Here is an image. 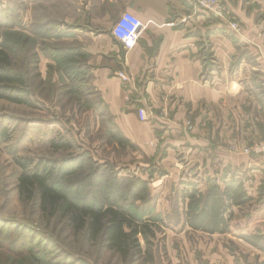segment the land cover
I'll return each mask as SVG.
<instances>
[{
	"label": "rangeland",
	"instance_id": "1",
	"mask_svg": "<svg viewBox=\"0 0 264 264\" xmlns=\"http://www.w3.org/2000/svg\"><path fill=\"white\" fill-rule=\"evenodd\" d=\"M181 1L184 10L173 8L172 21L186 27L187 36L197 37L204 80L220 66L210 40L213 34H224L233 42L232 68L242 59L257 65L250 48L264 50V6L258 0H218L220 9L202 7L198 0ZM121 13L115 0H0V44L10 52L13 67L26 74L37 104L36 108L0 99V264H264V252L242 238L264 231V181L256 184L251 179L246 165L257 155L243 151L256 140L236 141L232 176L227 179L225 171L223 182L219 181L222 186L232 178L243 182L251 201L233 208L229 232L193 230L186 222L191 199L182 193L196 188L205 192L196 186L206 175L192 170L170 177L168 166L162 164L164 150L118 144L109 133V128L116 127L95 85L94 63L84 73L73 72L74 82L65 75L63 67L80 60L67 50L82 45L79 28L89 25L93 16L114 25ZM199 14L204 19L196 27L193 18ZM247 19L263 35L258 45L245 39ZM118 66L117 76L121 71L129 75L130 81L122 83L131 98L132 78L124 63ZM258 75L251 73L250 86L264 93L262 82H256ZM258 128L263 131L264 123ZM53 139L70 142V149H54ZM71 154L83 158L85 166L62 183V191L81 204L106 208L105 188L117 190L113 196L117 207L154 232L139 235L142 252L124 258L104 240H91L85 230L76 231L56 216H46L38 199L21 198L16 155L40 160ZM136 179L146 181L148 189L131 191L137 187ZM203 197L197 196L194 202L200 203Z\"/></svg>",
	"mask_w": 264,
	"mask_h": 264
},
{
	"label": "crops",
	"instance_id": "2",
	"mask_svg": "<svg viewBox=\"0 0 264 264\" xmlns=\"http://www.w3.org/2000/svg\"><path fill=\"white\" fill-rule=\"evenodd\" d=\"M115 1L116 9L130 11L144 24L135 45L126 49L112 34L113 24H103L95 16L91 27L79 28L78 38L91 55L89 63L95 64V85L118 128L133 144L151 152L164 150L162 164L168 166L170 177L192 170L203 173L206 178L197 183L201 190L207 189V177L223 182L226 171L229 179L235 168L236 141L251 142L264 135L258 128L264 123V93L250 86L254 79L251 73H258L256 82L264 87V50L250 48L256 66L242 59L234 69L233 42L224 34H213L210 40L220 66L204 80L197 37L187 36V28L172 21V9L183 11L184 2ZM258 1L264 6V0ZM193 19L199 27L204 18L199 14ZM246 25L245 39L256 45L263 41L258 26L248 19ZM94 27L102 29L96 31ZM121 61L132 78L131 98L117 76ZM236 105L243 106L236 109ZM140 107L146 110V120L139 117ZM188 121L192 129L187 128ZM256 157L247 158L246 167L257 184L264 181V155Z\"/></svg>",
	"mask_w": 264,
	"mask_h": 264
},
{
	"label": "trees",
	"instance_id": "3",
	"mask_svg": "<svg viewBox=\"0 0 264 264\" xmlns=\"http://www.w3.org/2000/svg\"><path fill=\"white\" fill-rule=\"evenodd\" d=\"M67 50L72 56L81 60L74 61L71 67H63L65 75L74 82L75 77L72 73L86 72L88 65H91L89 63L91 55L84 49L83 44L69 47ZM0 99L37 108L35 100H32L34 98L26 74L13 67L10 52L1 44ZM114 124L116 129L109 128L110 136L122 146L135 147L120 131L115 121ZM62 141V139H53L51 145L54 149H70V142L62 143ZM15 161L20 167L18 189L22 199H38L46 216H56L76 231L85 230L91 240H104L109 248L117 251L122 257L127 258L133 252H142L139 235H148L147 232L154 233L146 223H137L117 207L113 196H117L118 191L111 190L110 186L105 188L104 196H108L109 201V206L106 208L81 204L62 191V183L77 175L85 166V160L78 155L71 154L62 159L43 158L40 160L16 155ZM209 180L205 192L196 188L195 191L182 193L183 196H188L191 199L186 222L196 231L208 234H225L231 228L234 218L233 208L248 204L252 198L243 182L232 178L226 180L222 186L217 178ZM136 182L137 187L132 188L131 191H146L148 189L146 181L136 179ZM197 196H204L200 203L194 202ZM126 226L129 227V230L126 229ZM242 238L264 252V231L244 234ZM33 258L40 261L36 254Z\"/></svg>",
	"mask_w": 264,
	"mask_h": 264
},
{
	"label": "built area",
	"instance_id": "4",
	"mask_svg": "<svg viewBox=\"0 0 264 264\" xmlns=\"http://www.w3.org/2000/svg\"><path fill=\"white\" fill-rule=\"evenodd\" d=\"M198 3L200 6L206 7L208 9H211V7H217L220 9L221 7L218 3V0H198ZM143 27V22L133 13L126 10L122 12L115 21L112 27V34L123 43L126 49H130L137 42ZM118 76L125 83L130 81L129 75L124 71L119 72ZM138 113L141 120H146L148 118L145 108H139ZM186 126L187 128L191 129V122L188 121ZM243 151L248 155H264V136L259 140H256L253 143L245 146Z\"/></svg>",
	"mask_w": 264,
	"mask_h": 264
}]
</instances>
